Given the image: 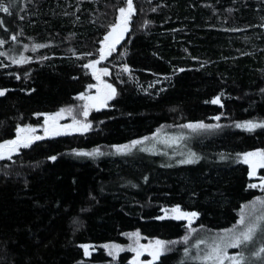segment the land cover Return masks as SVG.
Returning <instances> with one entry per match:
<instances>
[{
    "label": "trees",
    "instance_id": "16d2710c",
    "mask_svg": "<svg viewBox=\"0 0 264 264\" xmlns=\"http://www.w3.org/2000/svg\"><path fill=\"white\" fill-rule=\"evenodd\" d=\"M12 3L10 15L0 12V90H7L0 97V142L13 138L18 125H39L38 114L79 106L77 97L93 83L94 70L84 65L99 59L103 37L127 7L126 0ZM133 6L129 31L97 65L108 68L103 77L116 95L89 109V130L44 136L0 160V264H130L129 251L113 258L101 247L124 244L129 231L177 242L149 258L152 264H201L185 251L196 233L184 243L187 225L158 218L160 209L194 211L191 226L214 232L231 226L239 207L259 194V180L240 157L264 151V127L236 125L264 123V0ZM21 58L27 62L13 63ZM199 122L219 127L188 141L196 163L140 148L161 129ZM137 140L143 143L133 147ZM122 144L131 149L117 153ZM95 149L102 154H76ZM256 173L264 179V168Z\"/></svg>",
    "mask_w": 264,
    "mask_h": 264
},
{
    "label": "snow or ice",
    "instance_id": "6c2138e0",
    "mask_svg": "<svg viewBox=\"0 0 264 264\" xmlns=\"http://www.w3.org/2000/svg\"><path fill=\"white\" fill-rule=\"evenodd\" d=\"M127 7H121L119 9L120 16L117 19V23L111 25V31H109L104 37L103 41H101V48L99 49V59L93 60L89 62L88 64H85V68H91L93 69V75L97 80H100L101 76H108L110 75L108 68H99L97 69V65H99L102 61L106 60L109 56L112 55V52L115 50L116 44L119 43V41L123 38L124 34L129 31V23L131 20L132 15L135 14V9L133 6V0H126ZM13 7L12 0H7V3L5 0H0V12L11 14L10 9ZM3 21H0V25H2ZM12 39L15 40L16 37L12 36ZM104 42H109L107 45V51L105 50ZM5 43L4 40L0 39V45H3ZM34 47L40 48L45 47V45H35ZM5 53L0 52V56H4ZM87 55H92L91 53H88ZM27 62L24 58H21L20 60L13 59V63H25ZM99 72V75L96 74V72ZM124 71H128V68L125 67ZM19 79V77H17ZM103 85V88L105 91L102 93L98 91V94L96 96H86L85 94H80L77 99L79 100H87L91 101V103H85L82 106V114L85 117V119L89 115V109L90 108H96V110H99L100 107L106 106L107 101L113 99L116 95V89L112 84L105 83L104 81H100ZM95 87L94 85H88V88L91 89ZM7 90H0V97L4 96L6 94ZM213 104L219 103V97L211 101ZM73 111L72 108H61L58 112L55 114L47 115L43 121V131L45 136L48 135H61L60 128L64 127H72V125L64 126V125H58V120L63 116L65 112H68L71 114ZM39 115V114H38ZM216 119H219V117H216ZM73 125H76L77 131H83L86 132L89 130L91 125L86 122H81L75 117L73 118ZM237 127L245 128L248 131H252L257 127H264V123H254L253 121H247L244 124H238ZM182 127L191 129L193 132L197 130H207L214 127H219V125H208L204 124L203 122L199 123H189L186 125H183ZM37 129L35 127H32L30 125H25L23 127L17 126V136L16 138L8 141H4L0 143V160L3 159H9L11 160L12 154L18 153L19 149L21 148H28L31 146L32 143H34L36 140L43 139L44 136H38V135H28L35 133ZM148 137H145L144 140H147ZM163 143L167 144V138L165 141H162ZM143 141L137 140L132 142V146H136L138 144H142ZM129 146L124 145L120 146L117 150L123 151L128 150ZM145 150V149H141ZM7 153V155H6ZM77 155H83V156H96L100 153L99 149H95L92 152H77ZM250 157H258L259 159L254 161L252 163V171L249 173L250 176L256 175V169L257 168H264V151L254 152V153H246L244 154V163H249ZM223 159V157H221ZM50 159L55 160L56 157L53 156ZM200 157H198L194 152H189L185 159L181 160V164H193L198 162ZM261 187H264V179L261 180ZM251 187H257V185H251ZM261 205H264V200L259 201ZM172 213L175 215L172 218L175 219H185L188 220L189 226H191L192 219L197 217L198 214L196 212H182L179 207L171 209ZM164 217H160V219H163ZM238 224L241 226L240 230L237 231L236 229L229 230L228 233H225L224 235L214 239L211 244L208 245L207 249L203 252L202 255V264H225V261H229L230 264H245V257L243 253H238L236 255H228L227 249L228 248H240L245 247L251 243H254V237L257 234V230L264 234V215L255 216L250 218L247 222L245 220V217L242 215L240 220L238 221ZM193 231H195L193 229ZM231 233V235H229ZM130 238L134 239V243L138 241L139 239V233L134 232L128 234ZM189 237L185 236L183 238L184 243H188ZM176 241L172 242H164L161 240H156L149 245H140L139 247H133L129 246V250L135 251L137 256L141 255L142 250L144 249H150L149 254L152 256V261H155L159 258V256L163 255L169 250L170 244H175ZM205 244L204 240L198 241L194 247L199 248L200 245ZM105 248H109V255L113 256L115 258V254L119 251H124L123 248H120L117 245H105ZM85 255H89L87 247L84 249ZM187 252V249L185 250ZM261 254H264V247H261L259 251H253L252 255L260 258ZM149 264H152V262H149Z\"/></svg>",
    "mask_w": 264,
    "mask_h": 264
},
{
    "label": "rangeland",
    "instance_id": "374dc122",
    "mask_svg": "<svg viewBox=\"0 0 264 264\" xmlns=\"http://www.w3.org/2000/svg\"><path fill=\"white\" fill-rule=\"evenodd\" d=\"M119 16H120V12H118L117 19ZM99 68H101V67L97 66V69H99ZM96 74L99 75V72L97 71ZM100 81H104L105 83H108L104 80L103 76L100 77V80H97L95 78V76L93 75V83H91L89 85H94L95 87L89 89L87 86L86 89L80 94H85L86 96H96L98 94V91L102 93L105 90H104L103 85L101 84ZM81 103L79 104V106L72 104L70 106L61 107V108H72L73 109L71 114H69L68 112H65L63 114V116L61 118H59V120L57 122L58 125H64V126L72 125V127L60 128L59 130L61 131L62 134L63 133H67V134L83 133V131H77L76 130L77 126L73 125V118L75 117V119H77L81 122L89 123L82 114V106L85 103H91V101L83 100V101H81ZM61 108H59L58 110L53 111V112H47V113L39 114L41 117V123L39 125H30L32 127H35L37 129V131L35 133L28 134V135L45 136L44 131H43V127H42L45 117L47 115H50V114H55ZM193 124H195V123H193ZM25 125H29V124L18 125V126L23 127ZM208 125H211V124H208ZM212 131H214V130L207 129V130H197V131L193 132L191 129H187L184 127L173 128V129L164 128V129L157 131L153 135V137L149 141L144 142V145L140 146V148L144 147L145 149L150 150V151L161 152L167 161L171 160L174 162V160H175L176 162H179V161L185 159L187 154L189 153L187 150V143L190 139H192V137H200L202 135H207ZM16 136H17V127L15 129V136L9 140L16 138ZM48 136H54V135H48ZM166 138L168 141L167 144L162 142V141H165ZM5 141H8V140H5ZM0 143H2V142H0ZM120 146H124V144L114 147V150L120 154L126 153L128 150L131 149V147H129L128 150L118 151L117 149ZM259 151H261V150L256 149V150L245 152L241 155L240 159L243 162L244 161V154L254 153V152H259ZM6 155H7V153H6ZM258 159H259L258 157H250L249 163H245L248 166L249 172L252 171V163ZM258 191H259V194L255 195L249 201L243 203L239 207V209L237 211L235 222L231 226H229L225 229L216 230L214 232H205L203 230L197 231L194 226H188L189 225L188 220L176 219V220H181L184 224L187 225V230H186V232L183 233V238L185 236H188L190 238L193 234L196 233V238L192 239L187 245V247L189 248V251H187L188 258L189 259H195V260L201 262V264H202L203 252L207 249L208 245L211 244L214 239L224 235L225 233H228L229 230H232V229H236L237 231L240 230L241 226L238 224V221L240 220L242 215L245 217L246 222L252 217L264 215V205H261L259 203V201L264 200V187L258 186ZM177 207L178 206H176V205L170 206V207H162L160 209V214L158 215V218H160V217L172 218L175 214L172 213L171 209L177 208ZM180 210L182 212H189V213L194 212V211H185L182 209H180ZM195 218L192 219V222L195 220ZM172 219H175V218H172ZM193 229L195 231H193ZM134 232H136V231H129V232L125 233L126 242L124 244H119L116 242H104L101 244V247L103 248L104 252L107 255H109L108 254L109 248H105L104 247L105 245H117L120 248H123L124 250L129 251L130 252V258H129L130 264H140L141 262H143L149 258H152V256L149 254L150 249L142 250L141 255L137 256L135 251L129 250V246H133V247H139L140 245L146 246V245H149L150 243H152L158 239H156V238L145 239L139 235L138 241L134 243V239L130 238L128 235V234L134 233ZM229 235H231V233H229ZM200 240H204L205 244L200 245L199 248L194 247V245ZM85 247H87L88 252H90L91 246L87 243H83V244H81V248L83 250V253L85 254V251H84ZM261 247H264V234H262L258 229L257 234L254 237V243L249 244L247 246V248H245V247L228 248L226 251H227L228 255H230V256L236 255L238 253H243V255L245 257V264H264V254H261L260 258H257V257L252 255L253 251H259V249ZM119 252H117L115 254V256ZM110 257H113V256H110ZM209 264H210V262H209ZM225 264H230V262L226 260Z\"/></svg>",
    "mask_w": 264,
    "mask_h": 264
},
{
    "label": "water",
    "instance_id": "95a60500",
    "mask_svg": "<svg viewBox=\"0 0 264 264\" xmlns=\"http://www.w3.org/2000/svg\"><path fill=\"white\" fill-rule=\"evenodd\" d=\"M108 43H109V42H106L107 45H108ZM250 177H251V178H254V179H258V180H259V184L261 185V180H262V179L260 178V175H258V174L256 173V175H254V176H250ZM149 261H151V259H147V260L141 262L140 264H148Z\"/></svg>",
    "mask_w": 264,
    "mask_h": 264
}]
</instances>
